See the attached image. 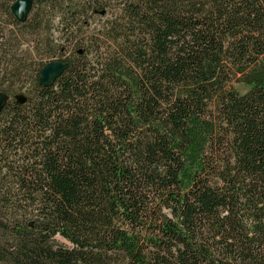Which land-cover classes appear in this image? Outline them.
Instances as JSON below:
<instances>
[{"label":"trees","instance_id":"obj_1","mask_svg":"<svg viewBox=\"0 0 264 264\" xmlns=\"http://www.w3.org/2000/svg\"><path fill=\"white\" fill-rule=\"evenodd\" d=\"M16 1L0 264H264V0Z\"/></svg>","mask_w":264,"mask_h":264},{"label":"water","instance_id":"obj_2","mask_svg":"<svg viewBox=\"0 0 264 264\" xmlns=\"http://www.w3.org/2000/svg\"><path fill=\"white\" fill-rule=\"evenodd\" d=\"M33 9V0H17L12 6V12L16 19L23 23L27 20ZM67 65L55 61L47 64L40 75V84L43 86H51L54 82L63 75V73L67 70ZM8 97L5 94H0V114L4 109L7 103ZM19 101L23 102L24 98L19 97Z\"/></svg>","mask_w":264,"mask_h":264},{"label":"rangeland","instance_id":"obj_3","mask_svg":"<svg viewBox=\"0 0 264 264\" xmlns=\"http://www.w3.org/2000/svg\"><path fill=\"white\" fill-rule=\"evenodd\" d=\"M24 47H25L26 49L28 48L27 45H25ZM236 89H237L241 94H243V93L247 92L250 88L247 87V86H245V85H243V84H238V85H236Z\"/></svg>","mask_w":264,"mask_h":264}]
</instances>
